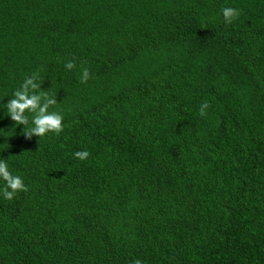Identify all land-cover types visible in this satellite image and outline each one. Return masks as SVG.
<instances>
[{
	"label": "trees",
	"instance_id": "1",
	"mask_svg": "<svg viewBox=\"0 0 264 264\" xmlns=\"http://www.w3.org/2000/svg\"><path fill=\"white\" fill-rule=\"evenodd\" d=\"M37 71L40 140L2 115ZM2 98L0 264H264V0H0Z\"/></svg>",
	"mask_w": 264,
	"mask_h": 264
},
{
	"label": "clouds",
	"instance_id": "2",
	"mask_svg": "<svg viewBox=\"0 0 264 264\" xmlns=\"http://www.w3.org/2000/svg\"><path fill=\"white\" fill-rule=\"evenodd\" d=\"M225 23H231L238 18L240 12L236 8L223 7L221 9ZM74 61L68 60L65 67L69 70L74 68ZM39 71L33 72L30 75H25L22 83L16 88L11 98L3 104V116L10 118L13 122V128L24 125L23 133L26 137L31 138L35 135L39 138L44 137L49 133L59 134L63 131L64 116L59 111H49L50 106L57 105L58 102L54 95L41 88L37 82L39 78ZM89 76L88 69H82L81 81H87ZM0 99V101H2ZM209 107L207 101L201 104L199 114L206 116V109ZM39 142V141H38ZM74 156L80 160H85L89 153L88 151H76ZM0 181L3 182L4 187L0 189V193L4 199L12 200L17 192L27 191V185L24 183L20 175H13L9 170L8 163L5 160H0ZM134 264H142L137 259Z\"/></svg>",
	"mask_w": 264,
	"mask_h": 264
}]
</instances>
